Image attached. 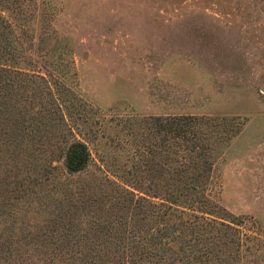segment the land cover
<instances>
[{"label":"trees","instance_id":"1","mask_svg":"<svg viewBox=\"0 0 264 264\" xmlns=\"http://www.w3.org/2000/svg\"><path fill=\"white\" fill-rule=\"evenodd\" d=\"M35 1L0 0V264H241L242 221L207 187L242 121L130 117L126 170L94 161L86 176L66 99L34 63L46 51L19 38ZM31 153L39 169L25 183L17 167Z\"/></svg>","mask_w":264,"mask_h":264},{"label":"rangeland","instance_id":"2","mask_svg":"<svg viewBox=\"0 0 264 264\" xmlns=\"http://www.w3.org/2000/svg\"><path fill=\"white\" fill-rule=\"evenodd\" d=\"M35 3L19 38L33 55L46 51L34 63L66 99L91 155L86 176L95 162L126 170L130 117L189 112L242 121L207 192L242 221L241 264H264V0ZM32 154L18 162L25 183L39 169Z\"/></svg>","mask_w":264,"mask_h":264}]
</instances>
